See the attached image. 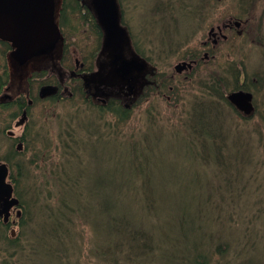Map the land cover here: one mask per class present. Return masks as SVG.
Listing matches in <instances>:
<instances>
[{"label":"trees","instance_id":"16d2710c","mask_svg":"<svg viewBox=\"0 0 264 264\" xmlns=\"http://www.w3.org/2000/svg\"><path fill=\"white\" fill-rule=\"evenodd\" d=\"M259 3L264 8V0ZM77 16L79 21L74 19ZM75 22L80 23L77 26ZM82 22L88 24L94 37L103 38L90 8L80 0H61L58 25L64 53L65 47H80L74 40ZM0 45V66L5 73L0 95H6L1 98L0 114L7 113V118H2L5 126L0 128V151L6 147L5 154L0 152V162L4 163L2 174L18 200L19 213V217L11 215L6 223L0 219V264H53V260L57 264H264V205L263 199L257 198L260 187L255 181L264 173L254 169L248 172L252 158L241 151L243 146L247 149L245 142L231 135L225 128V118L212 107L197 104L191 115L178 117V125L172 120L169 125L162 124L152 116L144 128L132 134L125 131L131 111L124 110L120 100L109 106L82 101L83 110L66 118L50 113L35 134L31 111L39 103L49 102L56 108L64 100L38 98L35 82L44 78L43 72L32 73L21 86H14L7 64L10 44ZM70 92L64 98L67 105L82 97L76 83L70 85ZM144 98L137 101V107ZM210 99L215 105L225 101L219 93ZM22 112L28 117L23 131L15 137L7 134L4 139V129H9ZM207 113L211 118L207 119ZM90 114L93 116L87 118ZM53 121L58 123V132L52 136L46 129L51 131ZM177 135L186 140L200 166L212 169L211 183L218 185V197L196 204L190 218L174 216V228H168L174 236L167 237L158 234L163 223L159 222L151 194L144 188L149 181L138 158L142 157L139 154L162 149L169 137ZM99 146L115 154H129L128 173H135L133 180L141 187L124 186L132 175L127 176V172L115 179L111 171L110 177L103 179L82 169L98 154ZM90 182L92 186L87 187ZM114 182V186L104 185ZM236 188L237 195L230 194ZM132 199L135 211L129 208Z\"/></svg>","mask_w":264,"mask_h":264},{"label":"rangeland","instance_id":"374dc122","mask_svg":"<svg viewBox=\"0 0 264 264\" xmlns=\"http://www.w3.org/2000/svg\"><path fill=\"white\" fill-rule=\"evenodd\" d=\"M58 1H55L56 6H58ZM155 1L158 0H122V20L130 34L132 33L131 36L135 40L138 39L136 43L140 45L141 49L147 42L162 43L165 47L167 46L166 48L173 43H175L174 46L180 44L177 49L187 45H190L189 47H199L201 41L207 39V33L212 27L226 23L230 19L232 21L245 22L240 28L243 34L238 36L234 31L232 32L233 40L221 42L215 48L214 60H210L204 69L218 73H196L188 79L182 78V75L180 80L177 77L171 78L172 75H177L173 73V65L177 63V58H175L177 56L174 51H171L173 56L158 58L159 49L150 53L148 47H146L142 53L143 56H154L153 61L157 64L153 63L157 65L158 70L168 72L159 73V76L161 78L165 76L169 78L162 92L150 90L147 96H144L145 100L143 99L142 103L131 111V118L125 131L132 134L138 133L152 119V116L161 120L162 124L169 125L171 122L169 120H172L174 125H178V117L185 118L191 115V109L196 107L197 104L210 106L214 112L225 118V128L229 129L231 135L235 139L239 138L240 143L245 142L244 145H246L247 149L244 150L243 146L241 151L243 150L242 153L248 155L246 158H252L250 160L251 164L247 166L248 172L254 169V172L260 171V173H264V71L257 70L258 68L264 70V36L260 33L261 31L264 32V8L259 3L260 0H181L178 3L176 0H171V6H174L176 10L172 8L164 16L154 11ZM184 4L187 6L183 11L193 14V18L179 11L182 10ZM171 10L174 11V16L175 18L177 17L176 20L171 18ZM177 10L178 12L176 13ZM74 19L79 21V16ZM169 22L175 24L171 29H166V24ZM78 23L80 22H75L77 26ZM82 26L79 31H76L78 32V37L74 41L79 42L78 45L82 47L87 44L95 45V39L97 38L88 29V24L82 22ZM94 40L95 44L93 43ZM154 44H151L150 47H155L156 45ZM58 48L59 45L56 49ZM69 55L73 66L74 60L79 56V53L72 51L71 55L69 51ZM53 57H58L56 52L53 53ZM7 59L8 67L14 80L13 84L17 87L23 83L30 73L40 69L47 70L50 66L49 58L46 56L31 59L25 65L19 64L9 56ZM238 66H240L239 69L246 72L244 85L247 88L246 91L251 92L254 98L255 111L254 115L249 118H242L226 101L221 103L220 100L222 105H215L214 101L210 99L212 94L215 93H219L224 97L226 92L230 93L235 89H241V86H237V78L234 77L237 74L236 68ZM223 69H229L230 73H221ZM50 74L56 75V73ZM220 77L223 79V85L219 81ZM210 83L211 90L215 91L214 93L208 90ZM76 84L80 85L78 82ZM169 87H171V90H169ZM225 87L228 91H225ZM36 92L37 90H35V94ZM168 97L169 100L166 99ZM77 99L79 101L68 102V105L65 103L66 100L63 99L64 101H61L56 108L51 107L49 102L39 103L31 111V119L36 124L33 132L36 134L37 129H42L41 125L45 118L50 116V113L66 118L75 111H82L83 99L82 97H77ZM213 111H210L209 114H214ZM209 114L205 115L207 119L211 118ZM219 115H217L218 118L220 117ZM6 116L7 113L0 114V124L3 123L0 128L5 126L2 118H7ZM92 116V114L87 115V118ZM261 120L263 121L261 122ZM16 122L17 119L11 122L9 129H4V134L2 133L4 139L8 136V133H12L14 136L21 134L24 127L17 126ZM182 127L183 125L179 129H182ZM50 129L51 131L49 129L46 130L53 136L54 133L58 132V123L53 121L50 124ZM226 131L228 130L226 129ZM260 131L263 133L261 134L262 136L259 134ZM205 132L208 137L211 136L208 128H205ZM182 133L187 134L185 131H182ZM169 139L170 141H167L162 149L159 148L149 154H139L142 157L138 159H142L144 177L146 176L149 181L144 188L151 194L150 198L158 207L159 222L163 223V230L159 229L158 234L172 237L174 234L168 228H174L172 225L173 217L184 215L186 218H190L196 210V204L202 203L208 197L211 199L218 197V194H216L218 185L211 183L212 169L203 168L199 165L197 160L194 159L192 152L189 151L186 140L179 135L174 138L169 137ZM240 143L237 145L238 149L241 146ZM231 146L234 145L230 144ZM4 150L6 151V147L0 152L5 154ZM230 153H233V151H230ZM208 154L211 155V152H208ZM128 156L130 155L115 154L106 149L102 150L99 146L98 154L92 157L91 162L87 166L82 167V169L97 175L96 177L102 176L103 179L107 176L110 177L111 171H113L115 179H121L126 172L128 173ZM121 162L125 164H121ZM246 163L247 161L245 160L244 165ZM129 172L127 176L132 174L131 171ZM135 176L134 173L130 176L131 178L127 177L129 180L124 183V186L131 189L140 188L141 184L133 180ZM263 177L264 175L259 176V179H255V181L257 187H260V193L257 198L264 200V192H262L264 190ZM198 181L200 182L197 183ZM207 181H210V183ZM115 184L117 183H105L104 185L114 186ZM86 186L91 187L92 183H87ZM222 190L225 191L226 188L223 187ZM236 190L238 189L231 190L230 194L234 193V195H237ZM228 197L231 200V195L228 194ZM234 200L238 203V198L234 197ZM263 200L261 203L264 205ZM133 201L134 199L129 203V208L135 211L136 208L133 207ZM138 207H141V203L138 204ZM165 224L168 226H165ZM98 226L99 220L97 219L95 227ZM177 230L175 231L177 232ZM94 241L97 240L94 239ZM161 246L162 250L165 249L163 245ZM53 264L57 263L53 260Z\"/></svg>","mask_w":264,"mask_h":264},{"label":"flooded vegetation","instance_id":"af4514ba","mask_svg":"<svg viewBox=\"0 0 264 264\" xmlns=\"http://www.w3.org/2000/svg\"><path fill=\"white\" fill-rule=\"evenodd\" d=\"M176 1L178 3V1L181 0H176ZM80 3H82V5L88 8L91 7L90 5L91 0H80ZM116 4L118 6L120 13L119 17L121 18V24L124 26L125 24L122 20L123 19L122 0H116ZM186 6L187 5L184 4L182 10L179 11L185 15L192 16L193 18V14L186 13V11H183L186 8ZM172 8L176 10L174 6H171V0L155 1L154 11L160 13L162 16L168 13L169 10ZM171 12H172L171 18L174 19L175 13H173L174 11L172 10ZM177 12L178 10L176 11V13ZM176 19L177 17L175 18V20ZM243 23L245 22L238 20L232 21L230 19L226 23H222L221 25L212 27L207 33V39L201 41L199 47H189L190 45H187L186 47H183L181 49H177V46H179L180 44H176L174 46L175 43H173L170 44L168 48H166L167 46L165 47V45L162 43L154 44L149 42L144 44L143 49H141L140 45L136 43L137 42L136 40L138 39L135 40L133 36H131L132 33L130 34L127 26L126 27L124 26L126 28L127 41L122 46H120L119 42L117 41L110 44L109 47L108 46L105 47L104 45L105 37L95 39L96 44H95V40L93 41L95 45L87 44L83 47L75 46L74 48L72 46L65 47V51H67V53H64V48H62L61 45H59L58 49L55 48L54 51L50 53H46L42 48L43 46L39 45V50L36 53H34L35 55L34 58L44 57V56L48 57L50 64H52V66L55 67L56 70L48 69V70H41L35 72V73H41V72L45 73L43 79L36 81L37 89L39 92L40 88L44 86L55 87L57 89V92L52 97V99L53 98L63 99L64 97H66V95H71L70 85L74 86V83L78 82L80 84L79 88L82 91L83 103H91L92 105H96V106L97 105L109 106L112 104H117V101L120 100L123 109L129 112L133 110V108L136 106L137 101L141 97L147 96L150 90L162 92L169 78L166 76L164 78H161L159 76V73H168V72L158 70L157 65H155L157 63L153 61L154 56H150V57L143 56L142 53L144 52L146 47H148V51L150 53L159 49V55L157 56L158 58H161L162 56L164 57L173 56L171 51H174L176 53V54L173 53L177 56L175 57L177 58V63L173 65V73L177 75L176 76L172 75L171 78L177 77L180 80L181 75L182 78L188 79L189 77H192L196 73H218L216 71L214 72L212 70H206L204 69V67L208 65V62L210 60L211 61L214 60L215 58L214 52L216 51L215 48L221 42H227L230 39L231 40L234 39L232 38L233 36L232 32L235 31L238 36L243 34L240 30ZM174 24L175 23L173 22L167 23L166 29H171V27ZM260 33L264 36V32L261 31ZM0 42L3 43L5 41H2L0 39ZM151 44H154L156 46L151 48L150 47ZM1 47L2 45H0V48ZM13 50L14 49L12 48V51ZM16 50L17 49L15 48L14 51L17 52L19 55L23 54V50L20 51H16ZM120 50L124 60L127 61L137 60L138 62L144 64L143 70L139 72L136 70L130 72L133 74L130 75L129 77L130 80L126 82L122 81L116 75H114V73H117L118 71V64H117L118 61L115 60V57ZM69 51L71 52V54L72 51L79 53V56L74 60L73 66L71 65L72 62L70 61L71 57L69 55ZM54 52H56L58 56L57 58L53 57ZM239 68L240 66L236 68L237 74L234 72L236 76L234 75L233 76L237 78L238 80L237 86H241V89H235L233 90V92L230 93L226 92L223 98L225 101H228V104L233 107V109L237 112L238 115H240L243 118H246L245 117L246 114L244 113L246 104L242 100L239 101L235 100L234 103H232L231 100L229 99L230 94L233 93L243 92V93L252 94L251 92L246 91L247 88L244 85L246 72ZM228 70L229 69H223L221 70V73H230V71ZM257 70L264 71L263 69L260 68H258ZM50 73H58V76L55 77ZM4 74L5 73L3 67L0 66V87L2 85H5ZM219 81L222 83V85L224 84L223 79L221 77ZM221 88H223V86H221ZM3 90L4 91L6 90L5 86L3 87ZM169 90H171V87H169ZM208 90L211 91V93L215 92L211 90V83L208 86ZM225 91H228L226 90V87H225ZM4 96L6 95L5 94L0 95V103H3L1 101V98H5ZM212 96H214V94H212ZM166 99L169 100V97ZM252 101H253L252 107L253 110L255 111L254 98ZM254 111H252L251 115H247V116H253ZM0 179L2 180L3 185H6L7 182L5 180L4 174L0 173ZM17 210L18 209L16 207H13L10 210V215L8 218H10L11 215L19 217V213H16ZM2 218L3 217L0 216V219Z\"/></svg>","mask_w":264,"mask_h":264},{"label":"water","instance_id":"95a60500","mask_svg":"<svg viewBox=\"0 0 264 264\" xmlns=\"http://www.w3.org/2000/svg\"><path fill=\"white\" fill-rule=\"evenodd\" d=\"M91 8L101 26L105 41V47L114 42L122 46L127 41L125 29L120 26L119 9L116 0H91ZM57 6L55 0H0V39L11 44L16 51L23 50L19 55L14 50L10 57L19 64L24 65L27 61L34 59V53L42 45L46 53L54 51L60 40V31L56 23ZM45 54V53H44ZM118 71L114 73L119 79L126 82L130 80V73L134 70L141 71L144 64L137 60H124L121 50L115 57ZM57 90L52 86H44L38 92L39 98L51 97ZM232 103L242 100L246 104L244 113L251 115L253 107L250 93H233L229 96ZM26 120L23 113L19 125ZM3 168L0 165V171ZM3 172V171H2ZM18 205V200L12 197V189L9 185H3L0 179V216L7 222L10 210Z\"/></svg>","mask_w":264,"mask_h":264}]
</instances>
